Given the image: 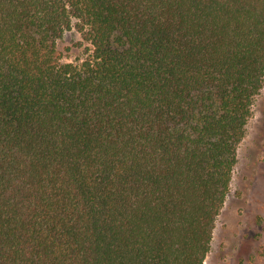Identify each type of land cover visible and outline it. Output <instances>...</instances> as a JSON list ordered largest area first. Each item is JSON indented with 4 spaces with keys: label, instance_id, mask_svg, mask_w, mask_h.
Listing matches in <instances>:
<instances>
[{
    "label": "trees",
    "instance_id": "1",
    "mask_svg": "<svg viewBox=\"0 0 264 264\" xmlns=\"http://www.w3.org/2000/svg\"><path fill=\"white\" fill-rule=\"evenodd\" d=\"M263 87L264 0H0V264H205Z\"/></svg>",
    "mask_w": 264,
    "mask_h": 264
},
{
    "label": "rangeland",
    "instance_id": "2",
    "mask_svg": "<svg viewBox=\"0 0 264 264\" xmlns=\"http://www.w3.org/2000/svg\"><path fill=\"white\" fill-rule=\"evenodd\" d=\"M82 40L76 28L65 33L59 42L65 60L78 62L88 55ZM205 264H264V87L255 97Z\"/></svg>",
    "mask_w": 264,
    "mask_h": 264
}]
</instances>
